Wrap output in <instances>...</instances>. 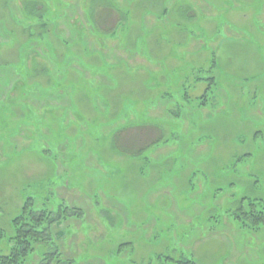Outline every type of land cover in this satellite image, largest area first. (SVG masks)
I'll return each mask as SVG.
<instances>
[{
    "label": "rangeland",
    "instance_id": "rangeland-1",
    "mask_svg": "<svg viewBox=\"0 0 264 264\" xmlns=\"http://www.w3.org/2000/svg\"><path fill=\"white\" fill-rule=\"evenodd\" d=\"M29 197L76 264H264V0H0L7 236Z\"/></svg>",
    "mask_w": 264,
    "mask_h": 264
},
{
    "label": "trees",
    "instance_id": "trees-1",
    "mask_svg": "<svg viewBox=\"0 0 264 264\" xmlns=\"http://www.w3.org/2000/svg\"><path fill=\"white\" fill-rule=\"evenodd\" d=\"M215 65L214 59L213 69ZM203 81L208 82V88L205 95L198 100L200 108L208 107L210 101L214 100V96L210 97L216 87L214 76ZM65 95L62 92L58 93L59 98ZM147 151L148 149L136 153L135 156H141ZM48 152L50 151L48 150ZM246 199H242L237 210L232 212L234 218L244 222L246 226H251L256 231L262 230L264 227V202L253 200L249 205H246L244 202ZM62 204L58 211H54L49 207L39 206L35 198L29 197L19 215L12 222L14 234L7 236L0 230V240L7 239L9 249L8 254H0V264H30L31 259H36V257L39 258V262L36 264H76L66 258L57 241L63 243L65 237L63 230L69 227V222L74 219H84L86 213L80 208L66 206L64 202ZM261 208L262 210H260ZM159 259L164 264H198L193 256L186 255L180 259L170 256H161Z\"/></svg>",
    "mask_w": 264,
    "mask_h": 264
}]
</instances>
